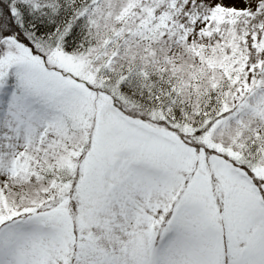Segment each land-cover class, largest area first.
<instances>
[{
  "label": "snow or ice",
  "instance_id": "obj_1",
  "mask_svg": "<svg viewBox=\"0 0 264 264\" xmlns=\"http://www.w3.org/2000/svg\"><path fill=\"white\" fill-rule=\"evenodd\" d=\"M0 264H264V0H0Z\"/></svg>",
  "mask_w": 264,
  "mask_h": 264
}]
</instances>
